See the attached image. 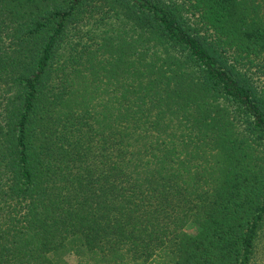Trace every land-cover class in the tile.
Returning a JSON list of instances; mask_svg holds the SVG:
<instances>
[{"label": "trees", "instance_id": "16d2710c", "mask_svg": "<svg viewBox=\"0 0 264 264\" xmlns=\"http://www.w3.org/2000/svg\"><path fill=\"white\" fill-rule=\"evenodd\" d=\"M262 243L264 0H0V264Z\"/></svg>", "mask_w": 264, "mask_h": 264}, {"label": "rangeland", "instance_id": "374dc122", "mask_svg": "<svg viewBox=\"0 0 264 264\" xmlns=\"http://www.w3.org/2000/svg\"><path fill=\"white\" fill-rule=\"evenodd\" d=\"M87 22H88L87 26L84 25V27H87L89 29L90 27H92L91 26V21H87ZM93 26L95 28L94 23H93ZM87 28L82 30V35H81V36L84 37L83 40H82L84 43H86ZM78 41H80V40H78ZM196 228L197 227H195V225L194 226L190 225V226H188L187 230H188L189 233H193L194 234L196 232ZM257 250H258V252L264 251L263 243L260 246L257 247ZM260 256H263V255H260ZM263 262L264 261L258 260L257 264H262Z\"/></svg>", "mask_w": 264, "mask_h": 264}]
</instances>
